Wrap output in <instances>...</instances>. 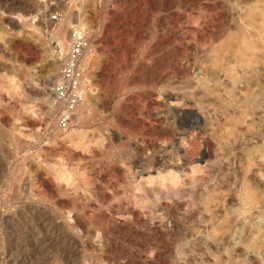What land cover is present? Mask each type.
<instances>
[{
  "label": "rangeland",
  "instance_id": "374dc122",
  "mask_svg": "<svg viewBox=\"0 0 264 264\" xmlns=\"http://www.w3.org/2000/svg\"><path fill=\"white\" fill-rule=\"evenodd\" d=\"M72 28L88 106L61 129ZM41 210L64 256L11 233ZM109 262L264 264V0H0V264Z\"/></svg>",
  "mask_w": 264,
  "mask_h": 264
},
{
  "label": "built area",
  "instance_id": "2783aa9c",
  "mask_svg": "<svg viewBox=\"0 0 264 264\" xmlns=\"http://www.w3.org/2000/svg\"><path fill=\"white\" fill-rule=\"evenodd\" d=\"M88 48L86 35L76 28L69 31L66 45L57 48L61 62L58 78L53 82L51 90L54 100L60 104L57 123L61 129H66L70 125L73 111L81 98L82 82L85 77L82 59Z\"/></svg>",
  "mask_w": 264,
  "mask_h": 264
},
{
  "label": "bare ground",
  "instance_id": "6f19581e",
  "mask_svg": "<svg viewBox=\"0 0 264 264\" xmlns=\"http://www.w3.org/2000/svg\"><path fill=\"white\" fill-rule=\"evenodd\" d=\"M66 21V20H65ZM65 23H67V21L65 22ZM65 23H61V25H58L57 27V34H58V36H60V37H62V35H63V33H65V31H64V28L65 27H67V26H65L66 24ZM55 81V80H54ZM81 95L82 96H84V92L82 93V90H81ZM81 99V98H80ZM81 101H82V99H81ZM83 108L85 109L88 105V99H87V96H85V97H83ZM81 102V103H82ZM86 107H85V106ZM78 115V114H77ZM48 173V172H47ZM45 174H46V172H45ZM32 207V206H31ZM35 208V207H34ZM24 210H25V208H24ZM23 210V211H24ZM30 210V209H29ZM22 211V212H23ZM31 211V210H30ZM33 211V210H32ZM34 212H36V211H34ZM40 213H39V215H36V216H33V217H28L29 219L27 220V223L25 222V223H23V225H18V224H16V225H13L12 227H13V229H12V227L10 228V229H12L13 230V232H11V233H13V235H15V237L17 236V232H18V228H22V229H24V227L27 225L28 226V224L30 225H36L35 227H37V231L36 232H32V233H30V234H28V236H34L35 234H38V238H39V235H42V237H44L45 236V234H49V235H51V242L49 243L48 242V244H50L51 245V243H53V244H55L56 246H57V248L59 249V252H60V254L61 255H63V253H64V246H66L65 244H64V241L66 242V243H69V244H73V240H71V239H68V240H65V239H62L61 237H60V232H61V230H60V226H59V224L57 223L58 221H55V220H53L52 219V216H51V214L49 215L48 213H47V211H39ZM37 213V212H36ZM25 214H28L27 212H25ZM24 214V215H25ZM38 214V213H37ZM97 216H99L102 220H103V222H101L100 224H99V227H98V230L102 233V239L100 240V243H98L100 246H101V248H102V250H104V252H105V254H104V258H108L109 259V257H111V254H112V251L113 250H116L117 248H114L112 245H111V243H110V240H109V238H108V235H107V225H109V224H115V223H117L116 222V219L111 215V214H105V213H103V212H101V213H98L97 214ZM15 219V218H14ZM13 219V220H14ZM18 221V220H17ZM73 221V220H72ZM15 223H16V221H15ZM70 224H72V223H70ZM12 225V224H11ZM73 226H71V227H74V228H72V229H74L75 230V228L77 227V224L75 223H73L72 224ZM20 226V227H19ZM26 226V227H27ZM18 227V228H17ZM29 227V226H28ZM22 229H19V233H20V230H22ZM28 229V228H27ZM27 229H24V231L25 230H27ZM35 229V228H34ZM33 230V229H32ZM23 231V232H24ZM35 231V230H34ZM26 232V231H25ZM63 233H65L64 231H62ZM10 233V234H11ZM29 233V232H28ZM20 234H22V232L20 233ZM25 234H27V232L26 233H24V235ZM19 235V234H18ZM23 235V236H24ZM12 236V235H11ZM23 236H21V237H23ZM35 236H37V235H35ZM35 236L33 237V238H35ZM65 236H67V235H65ZM17 237H19V236H17ZM30 237V238H31ZM38 238H37V241H38ZM48 238V237H47ZM69 238V237H68ZM19 240H21V241H23L22 239H20V238H18ZM49 239H50V236H49ZM17 240V239H16ZM18 240V241H19ZM20 241V242H21ZM25 241V240H24ZM31 241V240H30ZM40 241V240H39ZM38 241V242H39ZM46 241H48V239L46 240ZM16 242V241H15ZM20 242L18 243V245L20 244ZM44 242V241H43ZM75 242V241H74ZM10 243V242H9ZM17 243V242H16ZM15 243V244H16ZM22 243V242H21ZM36 243V242H35ZM40 243V242H39ZM77 243V242H76ZM23 244V243H22ZM46 244H47V242H46ZM97 244V243H96ZM21 245V244H20ZM39 245V244H38ZM70 245V246H71ZM27 246V245H26ZM34 246V245H33ZM48 246V245H47ZM53 246V245H52ZM67 246H69V245H67ZM11 247H12V245H11ZM19 246H17V248H18ZM23 247H25L24 245H23ZM29 247V246H28ZM105 247V248H104ZM16 247L15 248H13V250H15L16 249V251H14V255H16V256H25V258L26 257H29V256H27V255H29V249H26V248H18L17 249ZM68 248H70V247H68ZM33 249V248H32ZM36 249V248H35ZM72 249V248H71ZM71 249H69V250H71ZM39 250V249H38ZM43 250V249H42ZM56 250V249H55ZM68 250V249H67ZM31 251V250H30ZM13 252V251H12ZM39 252V251H38ZM63 252V253H62ZM67 251H65V253H66ZM13 254V253H12ZM71 254V253H70ZM57 256H58V253L56 254ZM66 255V254H65ZM12 256V255H11ZM13 257V258H17V257ZM31 256V255H30ZM60 256V255H59ZM64 256V255H63ZM12 258V259H13ZM60 258H62V257H60ZM59 258V259H60ZM12 259H10V260H12ZM22 259H24V258H22ZM27 259V258H26ZM15 260H17V259H15ZM15 260H13V263L15 262ZM19 260H21V258L19 259ZM61 261H63V260H61ZM18 262V261H17ZM24 263V262H23ZM110 263V262H109ZM16 264V263H15ZM53 264V263H52ZM110 264H112V263H110Z\"/></svg>",
  "mask_w": 264,
  "mask_h": 264
}]
</instances>
